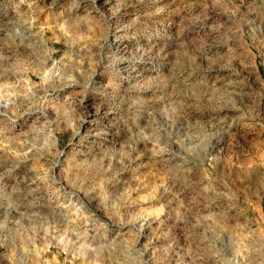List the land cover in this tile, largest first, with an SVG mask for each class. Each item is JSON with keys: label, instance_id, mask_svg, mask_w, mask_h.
Instances as JSON below:
<instances>
[{"label": "rangeland", "instance_id": "374dc122", "mask_svg": "<svg viewBox=\"0 0 264 264\" xmlns=\"http://www.w3.org/2000/svg\"><path fill=\"white\" fill-rule=\"evenodd\" d=\"M0 264H264V0H0Z\"/></svg>", "mask_w": 264, "mask_h": 264}, {"label": "built area", "instance_id": "2783aa9c", "mask_svg": "<svg viewBox=\"0 0 264 264\" xmlns=\"http://www.w3.org/2000/svg\"><path fill=\"white\" fill-rule=\"evenodd\" d=\"M1 240V239H0Z\"/></svg>", "mask_w": 264, "mask_h": 264}]
</instances>
